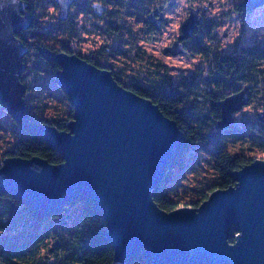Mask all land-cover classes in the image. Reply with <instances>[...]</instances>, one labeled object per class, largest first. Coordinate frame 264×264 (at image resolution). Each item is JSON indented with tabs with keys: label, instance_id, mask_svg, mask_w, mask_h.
Returning <instances> with one entry per match:
<instances>
[{
	"label": "water",
	"instance_id": "obj_1",
	"mask_svg": "<svg viewBox=\"0 0 264 264\" xmlns=\"http://www.w3.org/2000/svg\"><path fill=\"white\" fill-rule=\"evenodd\" d=\"M76 1L55 0L60 22ZM175 2L169 0V6ZM241 4L247 13L264 8V0ZM161 8L149 16L157 28L155 15L157 22H168ZM28 9L24 0H0V103L19 125L28 115L27 87L21 81L28 48L17 35L35 19ZM203 22L200 10L190 8L180 34L162 53L185 54L183 42ZM41 53L61 66L56 82L73 113L66 131L47 125L34 130L62 162L7 157L0 168V193L22 199L43 219L61 213L73 200L92 201L106 224L115 264H126L135 255L145 264H264V160L233 172L234 185L213 191L197 208L162 211L151 193L184 144L175 121L119 85L109 71L72 54ZM250 95L245 85L220 99L216 129L234 125L233 114L249 103Z\"/></svg>",
	"mask_w": 264,
	"mask_h": 264
},
{
	"label": "trees",
	"instance_id": "obj_2",
	"mask_svg": "<svg viewBox=\"0 0 264 264\" xmlns=\"http://www.w3.org/2000/svg\"><path fill=\"white\" fill-rule=\"evenodd\" d=\"M24 1L35 17L29 29L17 35L28 48L23 58L26 70L21 77L27 87L24 100L28 115L19 125L0 103V162L7 157H38L52 165L62 162L58 151L34 130L36 125H47L66 131L73 113L67 95L56 82L61 66L49 61L41 51L76 55L107 69L119 85L150 100L175 121L184 144L167 175L151 193L162 211L197 208L213 191L233 186V172L255 161L254 153L264 155V127L255 118L250 117L253 121L249 118L242 127L234 125L231 136L227 130L214 126V120L220 117L218 101L245 85L254 90L249 108L256 111L264 106V37L223 54L217 33L219 22L201 13L204 22L189 38L186 49L191 58L203 63V69L215 71L211 90L207 91L192 83L181 86V81L174 80L168 68L139 44L143 37L137 34L139 4L146 8L165 3L169 6V0H119L115 10L121 8L123 13L114 16L120 25L119 38L104 36L102 43L92 46L87 54L71 49L68 17L63 22L58 20L55 0ZM197 1L212 5V0ZM130 7L132 13L128 12ZM237 10L244 22L247 12L242 4L237 5ZM80 16V12L75 14L76 42L87 35L83 24L86 15ZM115 27L116 23H104L103 33L115 34ZM128 37L133 40L129 42ZM229 137L235 139L232 143L242 141V149L231 148ZM0 264L115 261L106 224L92 201L73 200L63 206L61 213L43 219L34 215L22 199L0 193ZM126 264L145 263L140 255H135Z\"/></svg>",
	"mask_w": 264,
	"mask_h": 264
},
{
	"label": "rangeland",
	"instance_id": "obj_3",
	"mask_svg": "<svg viewBox=\"0 0 264 264\" xmlns=\"http://www.w3.org/2000/svg\"><path fill=\"white\" fill-rule=\"evenodd\" d=\"M241 3L242 0H212V5L206 6L197 0H176L173 6H167L165 9L164 17L168 22L159 39L141 46L146 49L148 55L168 68L174 80H186L197 68L207 70L203 69V63L197 58H191L189 54L171 56L163 54L162 50L172 44V35L180 32V25L187 17L189 9L198 8L207 18H213L219 22L217 33L221 51L225 54L264 37V8L259 7L248 12L245 21L242 22L240 12L237 10V5ZM253 155L256 158H263V155L257 153Z\"/></svg>",
	"mask_w": 264,
	"mask_h": 264
},
{
	"label": "flooded vegetation",
	"instance_id": "obj_4",
	"mask_svg": "<svg viewBox=\"0 0 264 264\" xmlns=\"http://www.w3.org/2000/svg\"><path fill=\"white\" fill-rule=\"evenodd\" d=\"M145 2H149V0H145ZM119 5H120L119 0H77L76 2H74L70 7L69 16L67 19V26H68L69 34L71 38V41H70L71 49L77 52H81L82 54H85V53L87 54V52L91 51L92 46L94 45L97 46L102 43L104 36L110 35V37L112 36L113 39L114 37H116L115 39H118L120 36V32H118V30H120L119 29L120 25L118 22H116L117 20L114 18V16L116 17V16H119L120 13H123L121 8L120 10H115ZM162 5L163 7L159 11V13L160 14L162 13V16L164 17L166 16L165 14V9L167 8L166 3L157 4L154 7L147 6V8L145 6H140L139 4L138 9L140 10V15H139L140 22L138 26H139L140 31L137 32V34L139 35V37L143 36L139 40V44L145 45L152 41H157L159 39V36L162 34V31L165 28L166 24H164L163 21L157 22V20L159 19V15H155V17L152 19L154 23L158 25V28L152 24L151 19L149 18L151 12L156 10L155 8L161 7ZM123 7H126V6L123 4ZM77 12H80L81 16L82 14L86 15V19L83 22V24H85V30H86L85 33L87 35H85L81 41L76 42L77 39L75 38V29L77 27L76 26L77 21L75 19V14ZM128 12L132 13L131 7L129 8ZM112 22L116 23V27L114 29L116 30L115 34H112V32H106V34L103 33L104 23L110 24ZM179 34L180 32L178 34L172 35L171 43L176 39V37ZM127 39L129 40V42L133 40L132 38H129V37ZM188 41H189V38H187L183 42V45L186 51L185 55L188 54L187 49H186V44ZM116 42L118 41L116 40ZM86 46L87 48H85ZM104 70H107V69H104ZM214 74H215V71H212V70L203 71L201 68H197L196 70H194L190 78H186V80L181 81V86H184L186 83H192V84H196L197 88L199 87L202 90L206 89L207 91H210L212 81L214 80ZM250 89H251V95H250V100H251V96L254 93V90L251 86H250ZM238 90L236 92H238ZM249 104H250V101L240 111L233 114L234 119L236 121L234 125H237L238 127H240L242 123H246L250 117L251 118L253 117L255 118V120H257L260 123V126L263 128L264 127V106L260 105L259 109L255 111L254 109L249 108L250 106ZM251 118L250 120L253 121V119ZM210 119H212V117H210ZM217 120L218 119L214 120V126ZM234 125L226 129L229 132L230 136L232 135L234 131L233 129ZM233 140L235 139L232 137L231 138L229 137L231 148L239 147L242 149L243 142L234 141V143H232ZM241 156H242V153H241ZM255 160H264V155L262 159L258 158Z\"/></svg>",
	"mask_w": 264,
	"mask_h": 264
},
{
	"label": "built area",
	"instance_id": "obj_5",
	"mask_svg": "<svg viewBox=\"0 0 264 264\" xmlns=\"http://www.w3.org/2000/svg\"><path fill=\"white\" fill-rule=\"evenodd\" d=\"M2 162H0V168H1Z\"/></svg>",
	"mask_w": 264,
	"mask_h": 264
}]
</instances>
